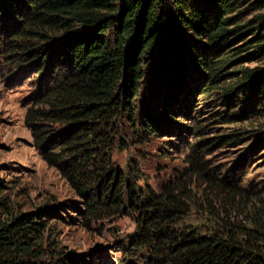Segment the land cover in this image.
I'll return each mask as SVG.
<instances>
[{"label":"trees","instance_id":"1","mask_svg":"<svg viewBox=\"0 0 264 264\" xmlns=\"http://www.w3.org/2000/svg\"><path fill=\"white\" fill-rule=\"evenodd\" d=\"M263 2L0 0V27L11 29L6 51L19 52L17 70L25 63L39 76L45 73L42 81H51L25 117L33 146L83 200L89 217L126 210L125 204L137 213L138 231L130 245L137 257L146 252L145 264H264V224L242 229L219 219L206 230L181 225L190 213L183 199L171 188L159 195L129 185L113 169L111 155L113 121L124 110L136 126L134 105L150 72L161 73L157 82L166 97L165 118L176 116L169 98L182 111L191 81L199 83L192 90H201L202 98L220 90L231 107L238 92L242 110L264 113V68L244 69L239 78L228 71L233 62L264 60V14L243 23V13L259 10ZM200 102L198 106L208 105L205 99ZM222 114L221 120L232 123L244 117L229 110L213 117ZM141 121L143 132L157 137L154 121ZM233 138L208 142L219 146ZM219 188L226 201L256 193L253 189L244 195L226 178ZM3 190L0 179V264H36L43 255L45 219L56 213L40 208L9 220ZM71 260L63 255L41 264Z\"/></svg>","mask_w":264,"mask_h":264},{"label":"rangeland","instance_id":"2","mask_svg":"<svg viewBox=\"0 0 264 264\" xmlns=\"http://www.w3.org/2000/svg\"><path fill=\"white\" fill-rule=\"evenodd\" d=\"M262 5L259 10L243 13V23L263 15L264 2ZM0 30V179L4 182L3 198L12 213L9 220L40 208H51L56 213L45 219L48 227L43 238V255L33 262L49 263L69 255L72 260L66 261L67 264H145L146 252L137 257L130 245L138 231L137 213L125 204L126 210L89 217L83 200L33 146L25 117L36 106L39 92L48 88L51 81H42L45 73L39 76L37 70L24 67L25 63L17 70L14 63L19 52L6 51L10 48L6 44L11 29L7 31L2 26ZM262 68L264 60H243L233 62L228 71L237 73L231 78H239L244 69ZM160 74L151 75L154 79L148 75L135 102L136 126H132L124 110L113 121L116 138L111 154L113 169L125 176L129 185L136 183L143 193L162 195L165 188H171L173 195L183 199L190 210L181 225L191 223L206 230L214 220L224 219L242 229H257V224H264V113L242 110L238 92L234 95L237 102L231 107L220 90L202 98L201 90H192L199 83L191 81V92L182 103V111L169 98V109L176 116L165 118L162 111L166 97L157 82ZM202 99L208 104L206 107L198 106ZM228 110L244 117L236 118L234 123L221 120L224 114L213 117ZM143 117L154 121L159 130L157 137L143 132ZM227 135H233V140L219 146L208 142ZM225 178L244 195L253 189L256 193L248 198L236 195L226 201L218 191Z\"/></svg>","mask_w":264,"mask_h":264}]
</instances>
